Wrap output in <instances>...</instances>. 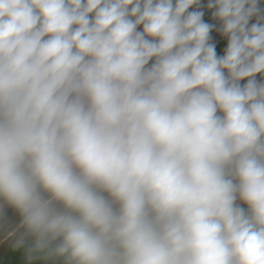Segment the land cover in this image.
Segmentation results:
<instances>
[{"label":"clouds","instance_id":"clouds-1","mask_svg":"<svg viewBox=\"0 0 264 264\" xmlns=\"http://www.w3.org/2000/svg\"><path fill=\"white\" fill-rule=\"evenodd\" d=\"M0 264H264V0H0Z\"/></svg>","mask_w":264,"mask_h":264}]
</instances>
